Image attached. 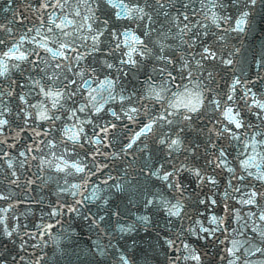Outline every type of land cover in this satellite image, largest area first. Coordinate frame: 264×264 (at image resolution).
I'll list each match as a JSON object with an SVG mask.
<instances>
[{
  "label": "water",
  "instance_id": "obj_1",
  "mask_svg": "<svg viewBox=\"0 0 264 264\" xmlns=\"http://www.w3.org/2000/svg\"><path fill=\"white\" fill-rule=\"evenodd\" d=\"M112 2L123 7L0 0V50L18 44L28 56L0 76L9 121L0 129V264H177L250 168L243 161L264 152L245 151L264 140L254 103H264V0ZM63 20L73 23L56 28ZM45 39L52 52L39 47ZM45 86L66 92L63 107H51ZM186 89L201 94L195 113L170 106ZM41 107L58 119H39ZM226 107L244 127L228 124ZM226 126L234 135L217 134Z\"/></svg>",
  "mask_w": 264,
  "mask_h": 264
},
{
  "label": "snow or ice",
  "instance_id": "obj_2",
  "mask_svg": "<svg viewBox=\"0 0 264 264\" xmlns=\"http://www.w3.org/2000/svg\"><path fill=\"white\" fill-rule=\"evenodd\" d=\"M9 2H10V0H9ZM106 2L112 4L113 8L123 7L122 3L116 4V3H113L112 0H106ZM156 2L159 3V0H156ZM250 3L255 4L256 0H250ZM55 6H60L59 0H57V5H55ZM43 7L47 8L48 5L44 4ZM160 7L163 8V4H160ZM135 11L143 12V9L137 8V9H135ZM76 15L78 16L79 12H77ZM116 15L119 17L121 15V13H117ZM144 15H147V13H145ZM247 15L248 14L246 12L241 13L240 18L236 22L237 29H239L240 31H243V25L245 23V18L247 17ZM149 19H150V17H149ZM184 20H188V17L184 16ZM72 23H73V21H71V20H63V21H61V23L56 24L55 26H56V28L63 29L64 27H66L67 25L72 24ZM0 27H2V26H0ZM184 27H185V29H187L188 25L185 24ZM48 31L51 32L52 29L49 28ZM130 39L132 41H134L135 43H142V41H140L136 37H131ZM3 44H4V41L0 40V45H3ZM117 46H119V45H117ZM39 47L43 48L49 52L53 51L51 48H49L47 46V40L46 39L42 40L39 43ZM60 47H61V49H67L69 47V45L62 44ZM131 51H136V49L134 47H131ZM131 51L129 53V60L127 62L134 63V61L131 60ZM204 52L208 53L209 56L214 55L209 51L208 48H205ZM17 53H19V54H17ZM53 55L54 56H57V55L63 56V55H65V53H64V51H56V52H53ZM27 59H28V56L25 53L20 51V45H18V44L13 45L12 47L8 48L7 51L0 50V76L5 75V73L8 71V62L9 61H12V60L24 61ZM227 63H231V61H227ZM57 67H59V65H57ZM109 67H111V66L109 65ZM37 83H39V81H37ZM71 83L74 84L75 81H71ZM236 83H239V81H236ZM64 87L66 89L67 85H64ZM40 91L43 93V95L46 98H48L52 101L51 107L53 109H58L60 107H63V105L61 104V100L64 99L65 96L67 95L66 92L60 91L59 89H56L54 87H48V86L41 87ZM8 94L11 95V93H8ZM2 95H4V93L0 92V96H2ZM67 98L71 99V95H68ZM19 99L21 101H24L23 96H20ZM93 99H94V97H93ZM157 99H159V96H157ZM227 99L229 101H231V100H233V97L231 95H229L227 97ZM24 102L26 103V101H24ZM254 103L256 104V107H258L260 109H264V103H260L259 101H255ZM200 104H201V94L199 92H190L186 89L185 92H181V93L177 94V96L175 98V102L173 104H171L170 106L173 108H184L190 113H195L199 110ZM219 106H220L219 103H217V107H219ZM32 107L35 108L37 106L33 105ZM101 109H102V106L97 107L96 111L100 112ZM6 111H8V109L6 107L0 108V129H2L4 126L8 125V123H9V121L7 119L3 118L4 113ZM79 111H84V108H80ZM131 111L134 113V112H136V109H132ZM37 115H38L39 119L45 120V121L58 119V117L50 116L48 114V109L43 108V107H41V110L37 113ZM113 115H115V113H113ZM223 116L228 121V124L234 125L236 129H241L242 127H244V125L240 119L239 111L234 112L232 107H226V110L223 111ZM131 118L132 117L129 116V119H131ZM185 118L191 119L190 116H186ZM160 119L166 120L167 118L161 117ZM103 130L106 132L108 129L105 128ZM151 130H152V124H146L144 126V128L141 130V132L137 133V138H139V136L144 134L145 132H149ZM80 131H82V129H80ZM65 133L68 136V139L72 140L73 142L78 141L80 138V132H77L75 130H65ZM225 133H229V134L234 135V133H232V129L230 127H227V126L222 131L218 132L217 134L223 136ZM256 135H260V133H256ZM236 138L238 139L239 137H236ZM171 143L173 145H175L178 143V141L173 140ZM257 145H264V140H256L255 137H253V141H252L251 145L250 146L245 145V151H247L249 147H251L253 150H255ZM128 147L131 148L132 145L129 144ZM21 155H24V153H21ZM224 155H225L224 151L220 150V156L217 158L219 160V163L216 164L217 167L226 166V161L223 159ZM254 161H255V156L248 157V159L243 161V167H245V168H249V167L259 168V165L255 164ZM9 166H11V165H9ZM72 167H76V165H72ZM61 170H63V169H61ZM76 170L78 172L84 171L83 168H79V167H76ZM229 171H231V169H229ZM170 175H172V174L170 173L169 175H166L164 177V179L167 180ZM194 175H196L197 178L203 179L201 177L200 171L198 169L194 171ZM249 175H252V173H249ZM208 179H209V182H211L213 184L215 183V180L212 179L211 177H209ZM241 179H243V177H241ZM257 179L264 180V172H262L260 175H258ZM256 196H257V193L252 192L250 198L243 201V202L246 204H253L255 202V200L253 198ZM2 198L3 197H0V199H2ZM212 203L214 204L215 201H212ZM172 214L180 215L179 208H177L176 211ZM216 219H217L216 217H213L214 223L216 222ZM259 219L264 221V215H261L259 217ZM2 222L3 221L0 220V223H2ZM204 231H207V230L205 229ZM8 235L10 236L11 232H9ZM261 235H262V237H264V233H262ZM236 243H238V242H234L233 248L228 249V252L232 255H235V252L239 251V248L236 247ZM255 251L256 252H264V249L256 248ZM192 258L199 260L198 256H193Z\"/></svg>",
  "mask_w": 264,
  "mask_h": 264
}]
</instances>
